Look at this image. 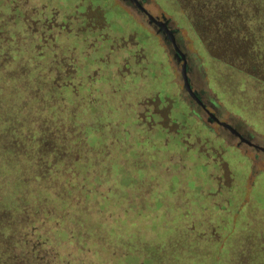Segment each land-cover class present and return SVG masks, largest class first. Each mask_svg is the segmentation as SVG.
Returning <instances> with one entry per match:
<instances>
[{
  "label": "trees",
  "instance_id": "trees-1",
  "mask_svg": "<svg viewBox=\"0 0 264 264\" xmlns=\"http://www.w3.org/2000/svg\"><path fill=\"white\" fill-rule=\"evenodd\" d=\"M41 6L36 0H0V264H70V252L60 254V248L50 245L54 229L69 242L76 239L80 253H90L92 259L85 264H111V257L128 253L125 239L148 235L139 226L131 231L119 223L107 226L121 218L137 225L136 215L127 211L136 202L131 184L119 192L120 185L109 182L123 173L125 147L131 143L121 141L116 130L85 129L98 120L96 109L93 119L87 107L78 113L77 90L70 86L78 70L68 62L73 61L69 37L63 34L56 10L49 14ZM198 6L209 19L207 30L214 32L211 42L226 54L224 92L250 110L249 115L241 108L237 112L261 128L253 117L259 113L264 117V0H217L197 5V11ZM59 37L67 44H59ZM94 72L91 80H97ZM177 93L176 102L181 104L179 87ZM151 100L156 98L144 97L134 105L130 118L137 124L153 110L164 120ZM91 102L87 103L94 105ZM187 112L182 109L178 119L190 116L205 129ZM123 122L113 119L119 127ZM123 133L130 137L129 130ZM81 186L86 193L79 194ZM90 196L94 199L86 200ZM92 201L99 206L91 207ZM200 217L208 221L207 230L198 231ZM187 218L161 239L150 238L168 241L170 258L154 252L149 238V245L139 251L134 247V254L157 260L154 264H264V222H245L247 229L230 240L219 233L208 212L202 215L198 210ZM68 220L79 226L73 234Z\"/></svg>",
  "mask_w": 264,
  "mask_h": 264
},
{
  "label": "rangeland",
  "instance_id": "rangeland-1",
  "mask_svg": "<svg viewBox=\"0 0 264 264\" xmlns=\"http://www.w3.org/2000/svg\"><path fill=\"white\" fill-rule=\"evenodd\" d=\"M216 1L146 0L144 7L156 18L164 15L172 21L174 29H178V45L192 69L190 74L187 71L191 87L205 91L208 97L214 96L223 122L242 124L247 129L244 131L252 134L255 143L264 148V117L260 113L253 117L259 128L236 111L241 108L244 115H249L250 110L241 107L237 100L231 101V97L224 92L227 89L223 77L229 72L222 64L226 54L214 47L210 39L214 32H209L207 29L210 26L206 25L209 19L200 6L199 11L196 9L197 5ZM36 2L46 6L49 14L52 9L56 10L58 22L64 25L66 33L63 31V34L69 37L66 40H69L70 59L73 61L68 62L71 61L78 70L75 79L70 81L71 88L76 87L77 90L74 102L78 113L87 107L92 114H89L91 119L94 108L98 115V120H92V126L85 129L100 130V133L116 130L114 132L121 141L126 139L127 144L131 143L128 149L124 144L127 151L122 163L123 173L114 175L109 182L120 185L119 192L125 185L131 184L129 190L136 202H132L127 211L131 217L136 215L137 225L129 224L130 219L124 218L122 222L121 218L119 222H108L110 225L107 226L114 227L119 223L124 231L139 226L140 231L148 232V235L125 239L130 244L126 245L128 253L111 257V264L156 263L157 260L145 259L142 253L135 255L134 247L137 251L143 250L149 245L147 238L161 239L182 223L183 218L187 222L189 213L198 210L202 215L207 212L212 215L219 233L230 240L236 237L239 230L247 229L245 222H264V151L251 148L247 143L238 147L240 141L229 131L219 130L216 125H211L214 130H210L212 134H207L190 116L178 119L184 109L176 102L178 87L180 94H190L185 89L182 73L184 60L177 61L174 45L165 44L150 27L148 17L136 16V11L133 12L119 0ZM58 41L61 45L66 43L62 37ZM93 71L97 80L90 79ZM218 75L220 77L217 78ZM65 82L66 79L60 81V85ZM144 97L156 98L151 101L157 103L164 120L153 110L154 106L150 108L153 114H148L141 124L130 118L135 113L134 105ZM189 99L198 105L190 96ZM88 101H93L94 105L88 104ZM117 101H120L119 105ZM199 112L201 119L198 121L207 125L208 117L201 110ZM116 118L124 121L123 128L113 124ZM123 130H129L130 137H124ZM83 189L81 186L79 194L86 193ZM93 196L86 197V200L94 199ZM110 197L113 198L112 195ZM104 202L108 203L107 200ZM90 203L91 207L99 206L98 202ZM257 212L260 213L258 217ZM55 220L58 223V214H55ZM204 220L199 218L198 231L207 230L208 221ZM66 223L71 233L77 231L79 226L75 221L68 220ZM52 232L50 245L60 248V254L70 252V264H85L92 259L89 252L78 251L76 239L72 238L69 242L68 237L64 239L61 236L63 234L58 237L56 229ZM150 240L154 242L151 244L154 252L164 253V258H170L168 241Z\"/></svg>",
  "mask_w": 264,
  "mask_h": 264
},
{
  "label": "flooded vegetation",
  "instance_id": "flooded-vegetation-1",
  "mask_svg": "<svg viewBox=\"0 0 264 264\" xmlns=\"http://www.w3.org/2000/svg\"><path fill=\"white\" fill-rule=\"evenodd\" d=\"M124 6L130 8L133 12L136 11V13H134L136 16H139L141 18H145L147 17L146 13L143 11V8L145 6L146 0H119ZM132 12V13H133ZM157 19L159 21H162L164 23H166L167 28L170 29L171 31H173L176 35V37L178 38V29H174L173 25H172V21L170 19H167L164 15H162V17H157ZM151 28L154 29L155 33L158 34L167 44V45H171L172 43L166 41V34L164 33V27L162 26L161 23L159 24H153L152 26H150ZM150 28V29H151ZM163 28V29H162ZM178 41H180V39H178ZM177 41V43H178ZM179 52L175 50V58L177 59V61L180 60H184L182 58V55L178 54ZM185 63V60H184ZM191 66L189 64V62H187V71L188 74L191 73ZM191 84H194L191 82ZM196 92V96H193L191 94H189V96L198 104L196 106V104L193 101H190L189 96L186 94H181V105L182 108L184 109H189L190 113L187 112L186 116H188V114H190L196 121H198V119L200 120L201 118V114H200V110L202 113H204L207 117H208V123L207 125H205V129L206 130H214L211 125H216L219 130H227L229 131L236 139H238L240 142L237 144L238 147L242 146L243 143H247L251 148H254L256 150L259 151H264L259 144H256L254 141V136L252 134H249L248 132L244 131L247 130L244 128V126L242 124H238L235 121H228L226 122L227 125L226 126H221L218 123V120L223 122V120L221 119V114L219 111V106L217 104L216 99L213 97H208L205 91H200V90H195ZM185 99H184V97ZM197 107V108H196ZM199 108V111H198ZM199 123H202V121H198ZM224 140H226L225 138H223Z\"/></svg>",
  "mask_w": 264,
  "mask_h": 264
},
{
  "label": "water",
  "instance_id": "water-1",
  "mask_svg": "<svg viewBox=\"0 0 264 264\" xmlns=\"http://www.w3.org/2000/svg\"><path fill=\"white\" fill-rule=\"evenodd\" d=\"M143 11L146 13L148 20H149V25L152 26L154 23L155 24H159L161 23L162 26L164 27V33L166 34V41L172 43L175 47V50L178 51L179 55H182V58L185 60V63L183 64V69H182V73H183V78H184V82H185V89L186 91H188L191 95L196 96V92L195 90L191 87L190 83H189V79H188V74H187V61H186V57L185 55L182 53V51L180 50V47L177 43V37L175 35V33L173 31H171L170 29L167 28L166 23L159 21L155 16H153L152 14H150L145 7H142ZM219 125L221 126H226L227 123L226 122H221L218 120ZM264 150V148H262Z\"/></svg>",
  "mask_w": 264,
  "mask_h": 264
}]
</instances>
